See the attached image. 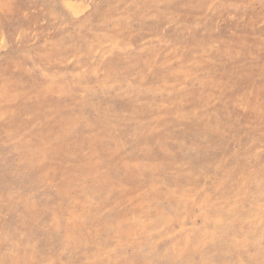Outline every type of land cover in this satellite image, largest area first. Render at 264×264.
<instances>
[{"label": "rangeland", "instance_id": "1", "mask_svg": "<svg viewBox=\"0 0 264 264\" xmlns=\"http://www.w3.org/2000/svg\"><path fill=\"white\" fill-rule=\"evenodd\" d=\"M0 264H264V0H0Z\"/></svg>", "mask_w": 264, "mask_h": 264}]
</instances>
